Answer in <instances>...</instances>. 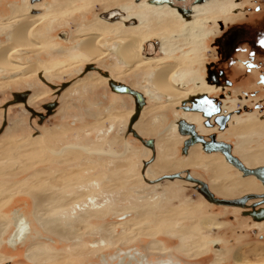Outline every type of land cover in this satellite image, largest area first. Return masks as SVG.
<instances>
[{
  "label": "rangeland",
  "instance_id": "rangeland-1",
  "mask_svg": "<svg viewBox=\"0 0 264 264\" xmlns=\"http://www.w3.org/2000/svg\"><path fill=\"white\" fill-rule=\"evenodd\" d=\"M8 1L9 0H0V18H4L5 20L11 14L7 6ZM260 2L264 3V0ZM109 3L110 1L103 4L100 3V5L93 4L87 17L80 12L76 13H79L81 18L79 15L71 18L74 14L64 17L63 22L69 25L59 27L54 31H49L48 37L52 39L53 36H56L61 39L58 34L64 29L70 31L74 30V33H76L79 25L83 23L84 25L87 24L84 20L91 21L100 19V14L105 13L102 11L110 8L111 5L107 6ZM114 6H116V4ZM233 16H235L233 20L227 24H223L224 28H221L220 25L218 33H216V35H214L215 37H212L210 41L209 50L203 53L200 52L198 55H194L193 52L189 53L186 56L187 58L183 60V65H181L182 69H185L186 64L188 65V59H192L196 61L195 69L197 70L199 63L201 64L204 61V56H202L204 53L206 57L211 61L213 60L218 67H226L227 62L223 61L224 55L222 50L219 46H212V43L216 41L217 37L222 36L229 26L239 24L243 21V19H240L237 15L233 14ZM178 18L180 17L178 16ZM218 18L221 17L217 16V19ZM213 25V22H208L209 27ZM9 30L7 25L0 24V42L8 40L9 35H7V33ZM50 30L52 29L50 28ZM84 30L86 31L85 33L93 31L88 27ZM190 33L191 29L187 35H184V33L182 34V32L174 35L176 40L173 41V43L180 48V50L174 53V56H181L182 52H187L193 47L190 45L185 46L184 43L181 42L182 39L187 37ZM110 37L111 36L105 35L104 38ZM153 37H156V34L152 32L151 42L155 41ZM53 43L57 44L55 46L56 51H52L49 48L40 50L31 49L30 52L17 51L21 53V58L24 62L27 60L58 61L59 65L56 66L57 70L49 71L51 73V79L49 81H45L42 75L39 74L38 76H30L23 80L21 79L13 82L12 79H18V77L0 68V129L3 126L4 118H6L7 122L4 131L0 135V143L14 142L18 145L28 139H32V137H37L39 140L36 142L39 143L38 149L36 148L35 151L31 149L29 152L23 153L19 158H16L17 165L20 167L17 166L18 168L0 175V185L5 183V187H8L10 190L3 198L0 195V202L2 201L3 203V207H1L2 203H0V216L8 221L12 215V211L16 209L25 214V217L34 226V230L37 234V238H31L32 240H28L27 243L7 245L5 250H7L8 254L17 257L2 264H33L27 260L25 253L32 245L37 244V242L41 243L42 240H40L38 234H44V232L40 230L39 224L34 219L33 212L35 201L32 195L27 192L25 186L26 181L28 183L27 186H29V184L35 180H38L39 184L37 185L40 187L49 184L47 181L54 180L61 185L58 190L49 188L39 190L34 186L35 194L42 198L46 196L45 199L47 201L45 202L49 204L44 202V205H49L46 211L48 214L52 215L51 218L54 217L57 220L62 218L66 223H73L76 219L73 218L74 216L72 214L81 215L84 211L82 209H76V211H74L70 206H63L60 203L57 205L55 202L53 203V200L51 201V196L63 198L66 195L67 197H75L77 194L81 193L83 194L80 198L82 202L85 201L87 195L95 196L96 199L94 202L101 205V209H103L104 212L101 217H93L91 220L88 218L87 223L82 224L77 222L78 224L76 225L80 229H78V233L71 234L72 238L69 240H61L56 236L49 235L54 242L52 241V243L48 245L54 250L57 249V251L63 253L64 256L59 258V260L56 259L55 261H51L53 263L43 264H106L101 259V253L107 256H113L112 260L114 259V261H117L119 256H124L134 248H142L144 251H147V256L149 257L164 258L167 256H174L185 261L194 262V264H210L216 257L212 251H209L208 254L202 258H192L185 253H179L175 250L176 246L183 244L180 238L165 234L163 231H159L155 235H150L152 230L156 233L157 228L163 229L162 227L166 226L164 222L159 223L160 219L156 221L157 217L155 214L166 213L169 209H179L180 214L184 216V218H179L180 215L173 216L175 219L178 218L176 223L174 222L175 227L181 229L189 228L193 224L196 225L192 217H194V215L195 217L211 215L209 214L211 213L209 209H211L212 212L220 215L222 219H220V222L226 221L233 224H226L224 226L223 237L218 235V231L221 229L208 231L202 227L197 228L198 234L204 235L206 239L210 237L223 239L224 242H221L220 245L229 254L227 259L221 262V264H234L235 260L233 256L237 250L241 259L246 258L255 264H260L259 261L261 257L257 249L264 248V234H261L263 236L261 237V235L255 233V230L250 227L252 219L242 215V213H235L233 211V214L231 209L230 212L227 213L223 205L215 204V206L211 208L208 200L196 189V184L186 179L187 171L189 170L193 177L195 176L209 182V177H212V172L194 166V164L186 167H170V165L177 161L184 162L185 159H188V154H184L182 151L183 143L177 140V137L173 139V135H170L171 127L174 123H177L178 120L174 113V109L181 108L178 106L176 107V105L168 104L165 98L161 100H151L147 104L148 108L145 110L146 113L143 116L141 114L140 118L135 122V124H137L140 121L137 126L138 129L135 126V130L139 134L141 128H144V135L140 134L143 138L154 139V149L145 146L138 138L128 131L130 124L129 116L134 112L133 98L128 94H119L120 96L117 95L113 97L116 93H113V95L111 94L112 90L109 86V79L114 77L113 79L122 81L125 84L133 86L134 89L139 90L143 88L148 80L152 79L154 69L137 68L136 70L130 71L124 63L116 62L113 58L107 56L95 63L102 71L109 72V78L103 76L98 70L84 73V67L94 62L64 64V58L61 52L66 48L68 49V47L72 48L74 44H66L67 46H65L63 43L58 44L57 40H54ZM114 43L116 44V42ZM112 44L113 42L106 47H108V49L110 47L112 48ZM159 54L162 55L161 53ZM239 56L241 55H234L235 58ZM171 61H174V59L172 60L169 58L164 62ZM191 67L193 68V66ZM204 74L206 75V69ZM234 76L241 82L251 81L250 77L242 76L240 71H236ZM85 77H88L93 82V77H102L100 79H106V81L100 80V85L94 87V89L82 90L77 93L78 91L74 90L75 84L73 85V83ZM96 82H98L97 79ZM64 83L68 84V86L61 90L62 84ZM71 85L73 86L71 87ZM26 90L30 91V96L33 93H40V96L30 105L38 112L45 113L46 109L43 107L44 104L54 100L59 102L58 107L43 122L40 121L39 117H33L23 103L12 104L13 106L9 105L10 107L4 108L6 103L13 99L14 92ZM146 97L149 99L148 96ZM114 98H118V100H114ZM156 115L161 116V119L155 120ZM162 117H165L164 121ZM169 137L172 138L174 142L172 146L168 145L164 151L159 147L157 148L156 144L166 141L165 139ZM13 149L8 152H17L15 148ZM204 153L206 152L201 150V154ZM191 156H194V158L200 157V150H196ZM5 158H7V154ZM200 158L207 157L202 156ZM159 161L160 170L158 173H155L154 179H151V182H149L146 178V175H148V168L150 166H155ZM217 162H219V160H216V163ZM236 172L237 171L232 169L230 171H225L226 175L238 179L239 176L236 175ZM175 174H180L182 177L159 180L164 176ZM65 179L69 181V185L67 184V186L65 184L67 182ZM42 182H44V184ZM70 182H73V184ZM238 195L240 194L235 191V193L228 196ZM49 196L50 199L48 200L47 197ZM10 198L11 200H8ZM5 199L8 202H6ZM52 205L53 207L55 206L54 209ZM194 205H199V208H195V210L194 208L192 209L191 207ZM188 216L191 218H187ZM122 221L139 223L141 226H137L138 228L135 227L130 237L125 240L124 236L121 234ZM110 224L114 225L113 231L117 235L116 241L113 243L110 242V235L101 228L102 226H109ZM168 224L171 226L170 223ZM142 227L144 229L150 228V231L146 229L143 230L141 229ZM134 230L139 235H134ZM8 238L9 237L6 236L5 240H8ZM102 239H105V244L101 247L102 250L100 252H96L95 248L90 245ZM44 240L47 241V239ZM161 241L165 242L169 249L165 247L166 250H162L161 246L163 247V245ZM154 242L161 246L158 248L156 246L153 247L154 245H152V243ZM207 242L210 246V241L207 240ZM193 243V241L184 242V244L190 245L191 248H193ZM212 248L218 249L214 244ZM192 251L194 252V248ZM237 254L238 253H236V255ZM1 262H3V260H1Z\"/></svg>",
  "mask_w": 264,
  "mask_h": 264
},
{
  "label": "bare ground",
  "instance_id": "bare-ground-1",
  "mask_svg": "<svg viewBox=\"0 0 264 264\" xmlns=\"http://www.w3.org/2000/svg\"><path fill=\"white\" fill-rule=\"evenodd\" d=\"M108 1H110V3L107 6L112 5L114 1L115 3H121V4L123 2V10L125 12L124 19H127V20L124 19L123 20L128 21L131 15L137 16L142 21V26L144 27V29H146L145 30L146 33L133 30L138 26L128 27L122 22L123 20L121 22L124 25H122L121 22L109 23L104 20L97 19L96 21L91 23L92 25L90 24L88 26V28L91 31L93 30L90 33H85L84 27L81 25L74 34V39L76 40V44L73 45V47L70 48L69 50H65V51L63 50L61 52V55L64 58L63 59L64 64H75L78 62H85V61H87V63L88 62L95 63L97 61H100L102 58L110 56L116 62L119 61L121 63H124L125 66L128 67V70L130 71L136 70L137 68H154L155 71L153 77L152 79L148 80V82L146 83V87L144 89H147L146 91L150 90L151 92L159 94L161 96L160 97L161 99L165 98V100L168 101V104H172V105H176L177 103H180L181 101L187 99L188 96H190L191 94L199 93V92H208L211 90V87L207 85L200 87L194 86L187 89H183L176 85L180 83L182 84L184 82L187 83L192 80L190 77H192L193 72H195V69L193 70V68L196 65L195 64L196 61L192 59H188L189 63L188 65L187 64L185 65V69H182L181 65H183V60L187 58L186 56L189 53L193 52L194 55H198L200 52L204 50V36L201 38L198 34H195L193 32V28H191V33L187 37L182 39L181 42L184 43L185 46L190 45L193 47L187 52H182L181 56H174V52L176 50H180V48L174 45L173 43V41L176 40V37L174 35L176 33L178 34L184 31L181 29L183 26V21L185 22L192 21L193 18L192 15L194 13V5L204 4L209 0H204L203 2H199V3L198 2L194 3L192 0H177L176 5L174 4L172 5L169 3L157 4V3H153L150 0L151 5L153 6L162 7L163 5L167 4L168 6L174 7L178 12V14L182 16L181 19L183 21H181L180 18H178L176 12L172 10V8L170 9L168 7L159 10L150 5H146L145 2L135 3L133 2V0H54V4H51L50 7H47V13L45 12L46 14L43 13L38 16H31L29 14L27 15L28 9L30 8L28 3H25L23 5L11 4L16 17L14 19L11 18L12 20L0 21V24L10 25L11 22H15L16 24L11 34V39H10L11 41L0 45V68L8 72H11L12 74H15L18 77V79H12L13 82L21 79L23 80L24 78L30 76H38L40 73H44L46 75V78L50 80L51 73L50 72L48 73V71L50 70L56 71L57 70L56 66L59 65L58 61L52 60V61L33 62L31 60H27L24 62L21 58L22 55L18 54L17 51H21V50L31 51V49L40 50V49H45L47 47L51 49L53 48V51H56L55 46L49 42L48 35L46 34V32L45 31L43 32V27L42 28L39 27L44 18L49 19L52 26L55 27L59 24L60 18L71 16V12H73V10H86L88 8V5L90 4L94 3L95 5L96 4L100 5V3L103 4V3H107ZM76 2H80L79 6L75 4ZM36 5L42 7L43 3H37ZM182 7L190 8L189 14L185 13ZM197 10L200 12V16H202V18H212L214 20L215 19L217 20L218 14L225 12L227 9H225L224 5L221 4L219 0H213L210 5L198 7ZM152 32L156 34V37L160 40L161 48H160V43L158 42L159 45L158 51L159 53L162 54V56L160 54H158L157 56H150V57L143 55V49H144L143 44L145 41L149 40ZM107 34H111L113 35V37L105 39L104 37ZM158 39L155 40L159 41ZM112 42L113 43L116 42L118 43V45H112L113 47L112 48L110 47L109 49L104 47L106 45H110V43ZM141 53L144 57L141 55ZM169 58L174 59V61L171 62L163 61ZM191 66H193V68ZM93 79L94 82L90 80L88 77L85 79H79L74 83L75 84L74 87L77 88L80 85L83 87H86L87 85L95 86L96 84H99L100 80L106 81V79H100L99 77ZM96 79L98 82H96ZM39 96L40 93L38 92L33 93V95L30 97L29 102L32 103ZM145 112L146 111H144V114ZM179 112L176 109H174V113L176 114V116H181L187 119L189 122H196L197 124H201L200 116L187 111L185 112L183 111L182 113ZM155 120H159V117L156 116ZM234 120H235V126L233 130H237L242 134L246 132H253V131L255 132L262 125L261 122H259L255 117L251 115L247 118L239 117L236 115L234 116ZM199 129L204 133H207L209 131L208 129L202 126H199ZM143 130L144 128H141L140 130L141 134H143ZM177 130H178V124H177ZM170 135H173L172 136L173 139L174 137H177V139H181V140L183 139L176 133V125H174L173 128L170 130ZM165 140L166 141L157 144V146L163 151L164 149L166 150L168 145H171L173 143L172 138L170 137L166 138ZM38 141L39 140L37 139V137H34L32 139L26 140L23 143H19L18 145H16L14 142L0 143V156H1L0 175L8 173L10 170L20 167L17 165L16 158H19L23 153L29 152L31 149L33 151H35L36 148L38 149L39 143H36ZM250 141L251 140L248 136L247 138H244L241 144H239L237 148V152L240 154V157L244 160V162L248 166L254 167L258 164L264 163V145H258L257 147L251 149V147L249 146ZM199 146L200 145L190 146L191 148H189L190 150H188L189 154L187 153L188 159L187 160L185 159L184 162L177 161L172 165H170V167H183V166L186 167L191 164H194V166L203 167L204 169L211 171L212 177L210 176V181H211L210 187L217 194L223 196L231 195L235 193V191H237V193H239L240 195L247 193L249 191H262V187L255 182L253 177L237 179L230 175H226L225 171L231 170V167L224 162L222 156L216 155V156H211V158L208 157L194 158V156H191V154L195 153L196 150H200ZM13 148H15L17 152H12V151L8 152ZM6 154H7V158H5ZM216 160H219V162L216 163ZM159 164L160 161L155 166H150L148 168V172H147L148 177H153L155 173L159 172L160 170ZM65 180L67 181L65 183L67 186L69 181L67 179ZM47 182L49 184H45L43 185V187L37 185L39 184L38 180L33 181L32 183L29 184V186H27L28 184L27 181L25 182L27 192L30 195H32L35 201V207L33 212L34 219L39 224L40 230L44 232V234L42 233L38 234L40 240H42L41 239L42 236H49V235L56 236L57 238H60L62 240L65 239L69 240L70 238H72L71 234L78 233L77 231L78 229H80L76 224L87 223L88 218L91 220L93 217L103 216L104 212L103 209H101L102 206L99 205L97 202H94L96 197L87 195L85 201L82 202L80 201V198L83 196V194L80 193L77 194L75 197H71V196L67 197L66 195L63 198L51 196V201L53 200V203L55 202V204L57 205L58 203L62 204L63 206L68 205L74 211H76V209L84 210L81 215H77V214L74 215L75 213L72 214L74 216L73 218L76 219L75 222L66 223L65 220H63L62 218L58 220L54 217L51 218L52 215L48 214V212L46 211L47 206L49 205L47 206L44 205V202L47 201L45 199L46 196H43L42 198L41 196L35 194L34 192V186L39 190L43 188L58 190L61 187V185L55 182V180L47 181ZM42 183L44 184V182ZM70 183L73 184V182ZM8 192H10L9 188L5 187V183H2L0 185V195L2 196V198ZM13 195H12V199H13ZM47 199L49 200L50 196L47 197ZM8 200H11V198ZM0 203H2V201ZM45 203L49 204L47 202ZM1 207H3V203ZM198 207L199 205L195 206V208ZM54 208L55 206L53 207V209ZM179 211H180L179 209L178 210L169 209L166 213L155 214V216L157 217L156 221H159L158 219H160L159 223L164 222L166 223V225L167 223H170L171 226L169 225L164 226L162 227L163 229L157 228L156 233H154L155 231L152 230V232H150V235H155L157 234V232L163 231L166 234H170L171 236L178 237L183 241V246H181V248L180 246H178L181 249V251H183L189 257H197L208 250V243L198 238L187 239V236L195 232L194 225L192 228H188V229L187 228L175 229V226L173 224L174 222L177 221L178 218L175 219L173 216L180 215L179 218H184V216L180 214ZM21 216H22L21 220L24 223V227L18 228V230L15 231L10 236V241L12 242L16 241L17 239L26 241L27 237H29L30 239L37 238L36 237L37 234L36 231L34 230V226L31 224V222L25 220L23 215ZM187 218H191V217L188 216ZM201 222L204 225H207L208 228L220 227L222 225V223L218 222L215 217H209V218L204 217L202 219H199L198 222L196 221V223L198 224H200ZM111 224L109 226H102L101 228L103 231H105L107 234L110 235V242L113 243L114 241H116L117 235L113 231L114 225ZM139 225H140L139 223H135V222L122 221L121 234L124 236L125 240H127L130 237L133 229L137 226L139 227ZM8 227H9V222L6 219H4L2 216H0V244L2 242V237L4 236ZM141 229L143 230L146 229L150 231V228L144 229L142 227ZM134 235H139V234L135 231ZM42 241L41 243L37 242L38 245L37 244L32 245L25 253L26 258L29 262L33 264L50 263L51 261H55L56 259L59 260V258L64 256L63 253L57 251V249L54 250L47 243ZM186 241L194 242L193 243L194 252L192 251L193 248H191L190 245L188 246L184 244V242ZM104 244H105V239H102L100 241H95V243L91 244L90 246H93L96 252H100L102 250L101 247H103ZM152 245H154L153 247L156 246L157 248L160 246V244L156 242L152 243ZM161 249L164 251L166 250L164 246L163 247L161 246ZM258 252H259L258 253L259 256L261 257V260L259 262L260 264H264V250L262 251L258 250ZM1 260L7 261L9 260V258L0 255V263ZM219 261L220 258H217L213 264H219ZM235 264H255V263L249 261L246 258L241 259L240 256L238 255L236 257Z\"/></svg>",
  "mask_w": 264,
  "mask_h": 264
},
{
  "label": "flooded vegetation",
  "instance_id": "flooded-vegetation-1",
  "mask_svg": "<svg viewBox=\"0 0 264 264\" xmlns=\"http://www.w3.org/2000/svg\"><path fill=\"white\" fill-rule=\"evenodd\" d=\"M151 1L153 2V0H151ZM172 1L174 2V5L177 4V0H172ZM192 1L194 3H197V2L199 3V2H203L204 0H192ZM212 1L213 0H209L208 2H206L204 4L194 5V13L192 15L193 16L192 21L191 22H185L181 19L182 16H180V14H178L176 9L172 6H168L167 4H165L162 7H157V6L151 5L150 0H133V2H135V3L145 2L146 5H150L152 7L159 9V10L164 9V8H168V7L170 9L172 8V10H174L177 13L176 15L180 17V20L183 21V27L181 29L184 31H182V34L184 33V35H187L189 30L191 28H193V32L195 34H198L201 38L204 36V50L202 51V53L204 51L209 50L210 41H211L212 37H215L214 35H216V33H218V31L220 29V25H221V28H224L223 24H227L235 18V16H233V14L237 15L240 19H243V21L240 22L239 24L229 26L227 28V30L224 32V34L222 36L217 37L216 41L212 43L213 44L212 46H219V48L222 50V53L224 55L223 61L227 62V65L225 68L224 67H218L217 65H215V62L213 60L211 61L209 58H207L206 54L204 53V55H202V56H204V61L201 64L199 63L197 70L195 69V66H194L195 72H193L192 77H190L192 80L190 82H187V83L184 82L182 84L180 83V84H176V85L178 87L183 88V89H187V88L194 87V86L200 87V86H204V85L211 87L210 91L191 94L185 100H189L192 96L199 95V94H208L211 97H215V98L221 100L222 110H223L224 114L230 115V119L228 120L225 129L221 130L219 125H217V124H215L213 127H206L204 125V117L202 116V114L197 113V112H193V111H187V112H191V113H194V114L200 116L201 124H197L196 122H192V123H194L196 125L197 130L201 134L208 137V135L215 133L218 140H223L227 143H230L232 145L233 154L236 155L237 157H239L244 162V160L240 157V154L237 152V148H238L239 144H241V142L244 138H247V136L250 138L251 141H250L249 146L251 147V149L257 147L258 145H264V3L260 2L262 0H219V2H221V4L224 5L225 9H227L225 12L218 14V16L220 15L219 17H221V18H218L217 20H214L212 18H202V16H200V12L197 10V8L210 5ZM25 3H28L29 7H30L28 9L27 15L29 14L31 16H38V15L43 14L45 12L47 13V7H50L51 4H54V0H9L7 3V6L9 8L11 14L8 18H6V20H12L11 18L14 19L16 17L11 4L23 5ZM37 3H43L42 7L37 6L36 5ZM163 3H169V2H163ZM75 4L77 6H79L80 2H76ZM93 4L88 5V8L86 10H73V12H71V15L72 14H74V15L71 16V18L76 16V15H79L81 18V15L79 13H76V12H80L85 17H87V15L91 11ZM115 4H116V6H114ZM160 4H162V3H160ZM169 4H171V3H169ZM182 9H183V11L185 10L186 13L189 14L190 8L182 7ZM102 12H105V13L100 14V19L101 20L104 19L105 21L110 22V23L121 22L125 16V12L123 10V2L121 4V3H115V1H114V3H112V5L110 6L109 9H107V10L104 9ZM6 20L4 18H0V21H6ZM124 20H127V19H124ZM124 20L122 22L125 25H127L128 27L138 26L133 30H137L139 32H145L146 29H144V27L142 26V21L137 16L131 15V17L128 19V21H124ZM59 21H60V25L58 24L57 27L56 26L53 27L52 24L50 23V20L47 18H44L39 27H41V28L43 27V32L45 31L46 34L48 35L49 31H54V30L58 29L59 27L69 25V24H65L63 22V18H60ZM94 21H96V20H91V21L84 20V22L87 24H89V23L91 24ZM208 22H213L214 25L209 27ZM15 24H16L15 22H11L10 25H7L10 29L9 32L7 33V35H9L8 40L7 41H1L0 45L11 41L10 40L11 34L13 31V28H15L14 27ZM87 24L86 25H84V23L82 24L84 29H86V27H88L90 25V24L89 25H87ZM80 26L81 25H79V27ZM50 28L52 30H50ZM74 34H75L74 30L70 31V30L64 29L61 31V33L58 34V36L61 39L57 38L56 36L55 37L53 36L52 39H50L48 37V40L54 46L57 45L56 43H53L54 40H57L58 44L63 43L65 46H67L66 44H69V45L74 44L75 45L76 40L74 39ZM106 36L113 37V35H111V34H107ZM155 39H158V38L153 37V40H155ZM151 40H152V38L150 37L149 40L145 41L143 44V46H144L143 55H145L147 57H150L152 55L157 56L159 54L158 42L160 43V40L158 39L159 41L155 40L153 42H151ZM2 42H4V43H2ZM112 45H118V43H116V44L113 43ZM106 46H104V47L108 48ZM59 47H61V46H59ZM47 48H49V47H47ZM47 48H45V49H47ZM160 48H161V43H160ZM49 49H51V48H49ZM69 49L70 48L68 47V49L66 48L65 50H69ZM51 50L53 51V48ZM25 51L30 52L28 50H21V52H25ZM17 53L21 55V53H19V52H17ZM236 54H240L241 56L235 58L234 55H236ZM141 55H142V53H141ZM163 61H166V60H163ZM33 62H42V61H33ZM85 62L87 63V61H85ZM88 63H90V62H88ZM92 64H94V66L96 68H99L96 65V63H92ZM86 66L84 67V70L86 69ZM143 69H146V68H143ZM205 69H206V75L204 74ZM203 70H204V73H203ZM90 71H94V70H90ZM90 71H88V72H90ZM154 71H155V69H154ZM236 71H240L242 76L250 77L251 81L250 82H241L239 79H236L234 76ZM88 72H86V73H88ZM48 73H49V71H48ZM40 75H42V77H43V79H45V81H49L48 78H46V75L44 73H40ZM85 78H87V77H85ZM85 78H83V79H85ZM93 78H95V77H93ZM99 78H102V77H99ZM114 80H116V79H114ZM116 81L123 83L122 81H119V80H116ZM74 83H73V85H74ZM237 84H240L243 86L242 88L239 89V91L236 89ZM73 85H71V87ZM90 85H92V84H90ZM96 85L99 86L100 84H96ZM96 85L95 86L87 85L86 87H83L80 85L79 87L75 88L74 90L78 91L77 93H79L82 90H84V91L92 90V89H94V87H97ZM129 86L133 88V86H131V85H129ZM145 87H146V84L143 86V88H141L142 90L139 89V91L141 90L143 95L145 94L146 96H148L149 100H158V99L161 100V98H160L161 96L159 94L151 92L150 90L146 91L147 89H144ZM135 90H137V89H135ZM115 93H118V92H115ZM120 94H127V93H120ZM128 95H131V94H128ZM145 95H144V97H145V100L147 101V97ZM31 96L30 95L28 96L26 104H27V106L33 108L32 106H30L31 103L29 102ZM114 96H117V94ZM221 96H223V97L221 98ZM131 98L134 99L133 96ZM185 100H183V101H185ZM54 101H51V102H54ZM183 101H181L180 103H177L176 107L178 106L179 108H181ZM166 102L168 103V101H166ZM19 103L25 104L24 102H19ZM47 103H49V102H47ZM26 104H25L26 109L28 111H30L28 109V107L26 106ZM134 104H135V99H134ZM10 106H13V105H10ZM57 107H58V105L56 106V108ZM55 109H54V111H55ZM145 110H146V108L143 110L142 116L144 115ZM176 110L178 112L180 111L179 113H182L183 111L185 112V110H183L182 108L176 109ZM40 113H43V112H40ZM43 114H47V109H46V112ZM236 115L239 117H243V118H247L251 115V116L255 117L259 122H261L262 125L255 132L254 131L253 132H246V133L242 134V133L238 132L237 130H233V128L235 126L234 116H236ZM142 116H141V118H142ZM156 116L159 117V119H160L159 115H156ZM33 117H39V116H33ZM181 118H183V117L177 116L178 120ZM5 120H6V118H4V121ZM139 122L135 125L136 128L139 125ZM174 125H176V133L179 134V136L183 138L182 140L181 139H177V140H180V142L184 144V140L187 137H183L180 135V133L177 130V123H174L173 126ZM173 126L171 127V129L173 128ZM199 126H202L206 129H208L209 131L207 133H204L199 129ZM142 135H144V134H142ZM232 138H234V142L232 140H230ZM173 143L171 144V146L173 145ZM195 145H200L199 146L200 147V157H202V156L211 157V156H216V155L222 156V158L224 159V162L227 165H229L232 170L237 171L236 175L239 176V178L253 177L255 182L258 183L262 187V191H249L247 193H244V194L238 195V196H223V195L217 194L210 187V189L215 193L216 196L224 197V198H239V197H242V196H245L248 194H264V185L262 184V182L259 179H257L256 177H254L252 175L244 177L241 171H239L236 167H234L232 164L227 162V160L225 159L224 155L221 152L216 151V152H210V153L206 152L204 154H201V150H203L202 145L199 143L194 144V146ZM157 148H158V146H157ZM188 154H189V152H188ZM259 166H264V163L258 164L254 167H259ZM197 167H199V166H197ZM250 167H253V166H250ZM201 168H203V167H201ZM180 176L182 177V175H180ZM146 178L149 182H151V179H154V176L152 178H149L146 175ZM207 183L210 186L211 181H209ZM202 196H204V195L202 194ZM205 199H206V197H205ZM260 201H262V198L250 199L246 203L247 207L227 206V205H223V206L227 210V213L230 212V209H231L232 213L234 211L235 213H242V215H244L246 217H250L252 219V221L250 223V227H252L255 230V233H258L259 235H261V234H264V212H262L260 209L264 208V203L257 205L255 207V209H253L251 207V205L253 203L260 202ZM208 203H209V206L211 208L213 206H215V203H213V202L210 203L208 201ZM217 205H219V204H217ZM195 206L196 205L192 206L191 208L192 209L194 208V210H195ZM209 211L211 212V213H209L211 215H205V216L203 215V216H199V217H195V215H194V217H192V220L194 218V222L196 224V225L193 224L195 232L190 234L189 236H187V239L198 238L200 240H204L205 242H207V240H209L211 245L209 246V244H208V250L206 252H204L203 254H201L197 257H194V258H202L205 255H207L209 251H212V253L214 252L215 255L217 254L216 255L217 258H220L219 264H221V262H224V260L227 259L228 254H229L220 245L221 242H224L223 239L222 238H216V237H210L209 239H206V237L204 235L198 234L197 228L202 227L208 231H212L214 229H221L218 231V235L219 236L221 235L223 237L224 226L226 224H229V225H233V224L226 222V221L220 222V219H221L220 215H218L215 212H212L211 209H209ZM245 211H255L256 214H255V216L246 215V214H244ZM21 215L24 216L25 220L30 222L25 217L24 213H22L16 209L12 211V215L10 216V219H8L9 227L7 228L4 236L2 237V242L0 244V251H1L0 255L3 257H8L9 260H7V261L3 260V262H1V264L4 262H9V261L13 260L15 257H17V256L14 257L12 255L10 256V254H8L7 250H5L7 245L10 246V245H18V244H22V243L24 244V243H27L28 240L30 239L29 237H27L26 241L19 240V239H17L14 242L10 241V236L15 231H17L18 228L24 227V223L21 220V218H22ZM204 217L205 218L215 217L218 222L222 223V225L220 227L208 228L207 225H204L202 222L200 224L196 223V221L198 222L199 219H202ZM175 223L173 224L174 226H175ZM168 225L169 224L167 223L166 226H168ZM193 225L189 228H192ZM11 226H12V228H11ZM175 229H179V228L175 227ZM168 235H170V234H168ZM6 236L9 237L8 240H5ZM42 237H41L42 240L47 239L48 242L44 240V242L47 244H51L52 241L54 242V240L49 236H42ZM261 237H263V236L261 235ZM213 244L216 245L218 249L212 248ZM181 246H183V244L180 245V248H181ZM178 248H179L178 246L175 248V250L177 252L184 253L183 251H181L180 248L179 249ZM258 250L262 251V250H264V248L257 249V251ZM236 253H238V254L236 255ZM238 255H239V252L237 250V251H235L234 256H233L234 260H236V257ZM216 257L210 264H213L216 261V259H217ZM112 258H113V256H107V255L101 253V259L106 264H193L191 262H185L183 260L175 258L174 256H172V257L167 256L164 258L149 257V256H147V251H144L142 248H134V249L130 250L124 256H119L117 261H114V259L112 260ZM234 264H235V261H234Z\"/></svg>",
  "mask_w": 264,
  "mask_h": 264
},
{
  "label": "water",
  "instance_id": "water-1",
  "mask_svg": "<svg viewBox=\"0 0 264 264\" xmlns=\"http://www.w3.org/2000/svg\"><path fill=\"white\" fill-rule=\"evenodd\" d=\"M154 3L160 4L163 2H169L174 4L172 0H153ZM186 13V11L184 10ZM106 16V15H105ZM98 70L103 76L109 78L108 71H102L100 68H96L94 64H88L84 73L90 70ZM68 84H62L61 90L65 89ZM109 86L114 92L118 93H127L131 94L135 99V112L130 119V124L128 131L132 133L136 138H138L145 146H148L154 149V139L143 138L133 127L134 123L140 118V114L142 109L146 104L145 97L143 93L139 90H135L127 84L118 82L114 79H109ZM60 90V91H61ZM30 94L29 90L26 91H17L13 93V99L6 103L4 108H8L9 105L16 104L19 102H24L26 104L28 96ZM223 96H221L222 98ZM58 105L57 101L49 102L44 105V108L47 109V114H43L37 112L33 108L27 106L32 116H39L40 121L43 122L50 114L53 113L54 109ZM181 108L185 111H193L202 114L204 117V125L206 127H213L215 124L219 125L220 129L223 130L226 127L228 120L230 119L229 114H224L222 110V102L221 100L211 97L208 94H199L192 96L189 100H185L182 102ZM6 120L3 123V126L0 129V134L4 131L6 127ZM178 124V132L186 136L187 138L184 140V144L182 147V151L184 154L188 153L190 146L194 144H201L203 150L207 153L210 152H221L228 163L232 164L236 167L239 171L242 172L243 176H254L259 179L262 184L264 185V166L259 167H250L246 165L239 157L233 154L232 152V145L227 143L223 140H218L215 133H212L206 137L205 135L201 134L194 123L189 122L188 120L181 118L177 121ZM209 138V139H208ZM180 177V174L175 175H168L160 178L159 180L165 178H176ZM187 180L194 182L197 186L196 188L210 201L215 204L219 205H227V206H239V207H247L246 203L250 199L262 198V201L253 203L251 207L255 209V207L261 203H264V194H248L239 198H224L218 197L215 193L210 189L209 184L200 179L193 177L190 174V171H187ZM264 212V208L260 209ZM244 214L255 216V211H245Z\"/></svg>",
  "mask_w": 264,
  "mask_h": 264
},
{
  "label": "crops",
  "instance_id": "crops-1",
  "mask_svg": "<svg viewBox=\"0 0 264 264\" xmlns=\"http://www.w3.org/2000/svg\"><path fill=\"white\" fill-rule=\"evenodd\" d=\"M242 87H243V86L240 85V84H237V85H236V89H237L238 91H239V89L242 88ZM113 93H115V92L112 91L111 94L113 95ZM116 94H117L118 96L123 95V94H120V93H116ZM116 94H115V95H116ZM119 94H120V95H119ZM129 96H131V95H129ZM113 97H116V96H113ZM113 97H112V98H113ZM114 100H118V98H114ZM150 101H151V100L147 99L146 104H145L144 108H143L142 111H141V114H142V112H143V110H144L145 108H148V107H147V104H148ZM133 103H134V99H133ZM133 107H134V112H135V104H134ZM131 112H132V111H131ZM131 112H130V113H131ZM134 112L132 113V115L134 114ZM141 114H140V115H141ZM132 115H131V116H132ZM131 116H129L130 119H131ZM160 119H161V116H160ZM162 119H163V121H164L165 117H162ZM135 125H136V124L134 123V125H133L134 129H135ZM230 140H232V141L234 142V138H232V139H230ZM206 199H207V198H206ZM207 200H208V199H207ZM208 201H209V200H208ZM209 202H210V201H209ZM161 242H162L161 244H162L163 246L168 247V246L166 245L165 242H163V241H161ZM160 246H161V245H160ZM176 247H177V246H176ZM168 249H169V247H168ZM180 253H182V252H180ZM175 258H177V257H175ZM192 258H194V257H192ZM178 259H180V258H178ZM180 260H183V259H180ZM183 261H185V260H183ZM185 262H189V261H185ZM191 263L194 264V262H191Z\"/></svg>",
  "mask_w": 264,
  "mask_h": 264
}]
</instances>
